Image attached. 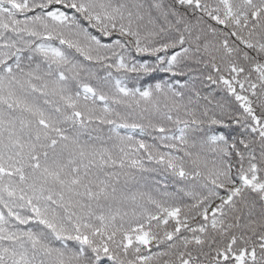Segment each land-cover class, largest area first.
<instances>
[{
	"label": "snow or ice",
	"instance_id": "obj_1",
	"mask_svg": "<svg viewBox=\"0 0 264 264\" xmlns=\"http://www.w3.org/2000/svg\"><path fill=\"white\" fill-rule=\"evenodd\" d=\"M0 264H264V0H0Z\"/></svg>",
	"mask_w": 264,
	"mask_h": 264
}]
</instances>
